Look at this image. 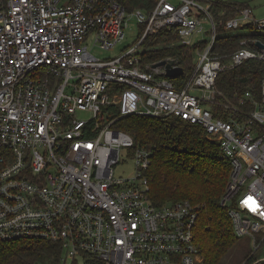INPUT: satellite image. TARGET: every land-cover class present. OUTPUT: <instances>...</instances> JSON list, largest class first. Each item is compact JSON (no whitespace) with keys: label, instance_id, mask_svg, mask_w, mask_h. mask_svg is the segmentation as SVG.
Segmentation results:
<instances>
[{"label":"built area","instance_id":"1","mask_svg":"<svg viewBox=\"0 0 264 264\" xmlns=\"http://www.w3.org/2000/svg\"><path fill=\"white\" fill-rule=\"evenodd\" d=\"M133 19L131 46L112 58L90 50L91 40L116 46ZM263 31L252 7L217 19L211 0H0V238L59 244V264H200L196 205H154L150 151L111 126L132 114L200 126L231 165L220 203L234 235L264 231V77L259 98L246 91L234 101L216 88L222 71L264 62L255 44L264 41L252 35ZM160 32L175 39L149 44ZM231 35L242 36L239 47L220 51ZM176 44L193 48L185 80L184 69L168 77L151 66L159 60L143 64V51ZM109 105L119 112L104 121ZM127 158L134 174L114 175Z\"/></svg>","mask_w":264,"mask_h":264},{"label":"trees","instance_id":"2","mask_svg":"<svg viewBox=\"0 0 264 264\" xmlns=\"http://www.w3.org/2000/svg\"><path fill=\"white\" fill-rule=\"evenodd\" d=\"M129 8H144V0H123ZM215 18L227 19L236 13L237 7L248 5L211 0ZM224 12V13H222ZM264 41V31L252 33ZM241 35L220 43V51H231L239 47ZM175 39L160 32L156 41ZM143 64L164 58H175L184 69L181 81L193 68V48L182 44L145 50L141 53ZM264 77V62L249 59L234 69L222 71L216 81V88L232 100L250 91L253 98H259ZM104 121L117 116L116 106L102 109ZM128 132L137 146L150 151V165L144 171L149 185V198L160 206L179 200H189L196 205L197 218L194 229L195 241L200 247V264H220L236 244L228 206L221 205L230 173V162L216 141L207 138L204 130L181 117L174 115L148 116L132 114L117 118L111 125ZM59 244L48 240L19 239L5 241L0 238V264H59ZM241 264H264L252 254Z\"/></svg>","mask_w":264,"mask_h":264},{"label":"rangeland","instance_id":"3","mask_svg":"<svg viewBox=\"0 0 264 264\" xmlns=\"http://www.w3.org/2000/svg\"><path fill=\"white\" fill-rule=\"evenodd\" d=\"M226 2H236L237 4L248 5L253 8V13L256 18H264V0H222ZM233 31L239 33H248L247 28H238ZM138 32L137 22L135 19L125 28L124 37L110 49H102L96 45H93V41H89L90 50L102 58H112L118 55L122 50L128 48L136 40ZM173 39L168 41H156L157 45L163 44L164 42H171ZM197 60V55L194 56ZM88 113L79 111L77 116L84 118ZM114 175L128 177L134 174V163L132 159L127 158L125 161H121L116 164L113 168ZM255 239V241H254ZM254 254L259 260H264V231L254 234V238L251 235H243L238 237L236 244L230 249L228 254L223 258L220 264H241L246 258ZM202 257V256H201ZM68 264V263H67ZM79 264H82L81 262Z\"/></svg>","mask_w":264,"mask_h":264},{"label":"water","instance_id":"4","mask_svg":"<svg viewBox=\"0 0 264 264\" xmlns=\"http://www.w3.org/2000/svg\"><path fill=\"white\" fill-rule=\"evenodd\" d=\"M255 44L259 48H264V43H262L261 41H256ZM173 64H174V59L170 58V59L159 60L153 63L151 66L156 67V66L164 65L166 70V76L168 77H176L178 75L183 74V68L181 66H173Z\"/></svg>","mask_w":264,"mask_h":264}]
</instances>
